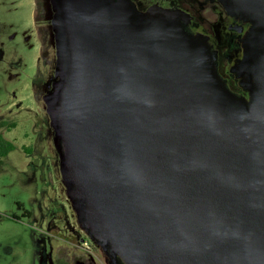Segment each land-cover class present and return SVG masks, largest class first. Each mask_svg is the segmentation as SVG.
Wrapping results in <instances>:
<instances>
[{"label":"water","instance_id":"95a60500","mask_svg":"<svg viewBox=\"0 0 264 264\" xmlns=\"http://www.w3.org/2000/svg\"><path fill=\"white\" fill-rule=\"evenodd\" d=\"M220 1L250 24L249 100L168 17L52 0L64 66L46 102L64 182L112 261L264 264V0Z\"/></svg>","mask_w":264,"mask_h":264},{"label":"rangeland","instance_id":"374dc122","mask_svg":"<svg viewBox=\"0 0 264 264\" xmlns=\"http://www.w3.org/2000/svg\"><path fill=\"white\" fill-rule=\"evenodd\" d=\"M38 1L47 9L52 3ZM35 4L0 0V121L16 123L1 130L16 147L0 159V264H42L39 250L48 256L51 244L82 236L93 264H111L103 248L80 230L65 186L56 120L46 102L62 78L64 57L52 24L40 22L43 12ZM198 14L222 51L226 39L221 33L216 38L214 27H221L219 15L206 4ZM40 24L45 29L39 33ZM65 214L68 221L60 219ZM72 228L79 231L71 238Z\"/></svg>","mask_w":264,"mask_h":264},{"label":"flooded vegetation","instance_id":"af4514ba","mask_svg":"<svg viewBox=\"0 0 264 264\" xmlns=\"http://www.w3.org/2000/svg\"><path fill=\"white\" fill-rule=\"evenodd\" d=\"M131 1L135 7L136 19H145L149 15L168 17L171 22L179 23L184 28L185 32L196 43L205 44L212 54L215 53L217 72L223 79L226 87L236 96L249 100L248 94L251 88V80L248 78L245 70L243 69V61L246 58L245 38L250 30L249 22L245 21L242 17L230 15L224 5L218 0ZM205 4L209 6V8L211 7L220 17L216 23L217 26L221 27L219 30L216 29V24L214 27L216 38L217 33L219 35L221 33V35L226 39V45L222 51L220 49L223 48V46L220 47L216 44L217 41L212 35L210 29H208V27L203 23L204 18L198 14V11L202 9V5ZM46 5V3L36 0L35 7L39 8L40 11L43 12L41 18H39L40 22L49 21L52 24V33L55 37L57 36V30L54 26L56 9L53 3H51L50 8L48 9ZM172 14H178L179 16H172ZM38 29V32L40 33V30L45 29V26L40 24L38 25ZM48 34L49 32L47 31V36ZM223 56L225 57V60H223ZM73 205L75 206L74 201ZM75 210L76 216L81 222L78 217L76 206ZM64 211L66 212L65 206ZM60 219L68 221L66 214L65 217H60ZM53 227H55V225H53ZM74 228L71 229V234L69 236L71 238L79 231ZM82 229L84 234H86L89 239L92 238L83 225L80 227V230ZM69 242L70 240L67 238L64 242L51 244L48 256L42 255L39 250L38 255L40 257V262L42 264H93V261L90 257H88L86 247L81 246V244L86 242L83 236L78 237V239L75 238V242L73 243L69 244ZM109 260L111 264H124L120 258L116 261H112L109 257Z\"/></svg>","mask_w":264,"mask_h":264},{"label":"trees","instance_id":"16d2710c","mask_svg":"<svg viewBox=\"0 0 264 264\" xmlns=\"http://www.w3.org/2000/svg\"><path fill=\"white\" fill-rule=\"evenodd\" d=\"M16 125L15 121L1 120L0 121V159L5 156L9 151L15 149V144L4 137L2 129H10Z\"/></svg>","mask_w":264,"mask_h":264}]
</instances>
